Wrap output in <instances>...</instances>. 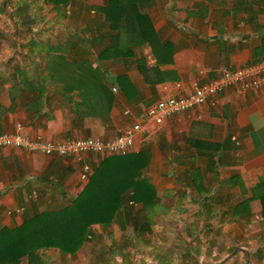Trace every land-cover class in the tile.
<instances>
[{
  "label": "crops",
  "instance_id": "1",
  "mask_svg": "<svg viewBox=\"0 0 264 264\" xmlns=\"http://www.w3.org/2000/svg\"><path fill=\"white\" fill-rule=\"evenodd\" d=\"M90 1L88 20L75 24L81 29L83 43L78 36L72 37V42L64 39L76 47L72 55L78 60L90 57L107 31L103 15L95 9L104 0ZM146 12L162 41L172 44L166 61L155 67L152 83L144 79L136 64L144 56L147 64L154 66L147 44L134 48V56L128 60L100 62L99 70L113 95L108 110L101 113L87 112L95 105L94 98L75 91L64 94L58 83L46 77L45 66L27 71L34 77L37 91L28 84L15 86L12 91V78L0 77V132L20 127L32 136L52 140L87 136L109 139L143 118L147 129L135 134L130 153L144 151L148 157L144 176L158 198L151 210L152 228L158 229V219L165 214L168 220H177L171 232L174 242H179L171 240L170 245L174 243L183 251V261L178 264H264L263 208L252 192L256 186H264V89L237 94L228 88L217 95L215 106L173 114L160 126L144 115L159 98L190 91L194 80L204 81L221 68L264 58V0H151ZM96 13L104 26L98 32L92 20ZM207 67L213 71L200 73ZM119 76L129 82L125 90L118 84ZM39 78L45 86L41 94ZM101 158L86 155L91 170ZM79 174L80 166L71 157L0 148V232L37 212L68 204L87 182ZM165 202L167 206L162 208ZM119 217L123 218L121 213ZM123 222L118 223L126 241ZM98 233L103 235V229ZM122 239L119 248L134 246ZM156 244L154 264H159L162 256L157 251L161 246ZM90 245L86 241L73 255L57 248L40 249L38 254L43 264L55 260L76 264L80 256L84 260L81 251L90 256ZM20 264H28L27 258Z\"/></svg>",
  "mask_w": 264,
  "mask_h": 264
},
{
  "label": "trees",
  "instance_id": "2",
  "mask_svg": "<svg viewBox=\"0 0 264 264\" xmlns=\"http://www.w3.org/2000/svg\"><path fill=\"white\" fill-rule=\"evenodd\" d=\"M52 1L57 3L65 0ZM150 1L104 0L103 4L95 6L96 11L103 15L107 31L97 53L92 54L93 59L87 57L78 60L75 55L68 59L67 52L68 47H72L71 44L57 43L45 52V69L48 73L46 77L58 83L64 94L75 91L94 98L95 105L89 106L91 111L87 112L93 113L97 110L95 113H101L108 110L113 95L110 85L104 82L99 70L100 62L128 60L134 56V48L147 44L154 56V66L147 64L144 56L138 58L136 64L144 79L152 83L150 77L157 69L155 67L166 61L167 51H170L168 48L172 44L162 41L155 30L146 12ZM94 62L96 65H93ZM6 76H10L14 83L11 90H16L15 86L28 84L37 91L34 77L21 68H14L7 75L0 74V77L7 80ZM119 77L118 84L125 90L129 82L126 77ZM38 80L37 84L41 87L37 88H40L38 92L41 94L45 86L42 79ZM28 107L26 104L25 108ZM147 164L148 157L144 151L103 156L93 168L81 192L68 204L58 209L37 212L10 230L0 232V264H20L24 258H27L28 264H43L38 250L44 248H57L63 254L73 255L91 236H101V233L93 231L94 224L105 228L117 220L124 221L122 228L130 224L136 235L149 230V213L155 208L158 198L152 184L144 176ZM252 192L261 200L264 215V186H256ZM120 213L123 218H118ZM97 253L96 257H101L107 251L99 250ZM109 260L108 256L104 257L103 263ZM95 264L99 262L96 261Z\"/></svg>",
  "mask_w": 264,
  "mask_h": 264
},
{
  "label": "rangeland",
  "instance_id": "3",
  "mask_svg": "<svg viewBox=\"0 0 264 264\" xmlns=\"http://www.w3.org/2000/svg\"><path fill=\"white\" fill-rule=\"evenodd\" d=\"M92 2L100 1L94 0ZM88 4H91L90 0H65L57 3L52 0H0V72L3 69L12 71L14 68H21L23 71L29 72L32 68H39L40 66L43 68L46 64V49L55 46L57 43L67 44L68 40L72 42L74 36H78L82 41L81 29L75 24H78L79 20H88L86 11ZM92 20L95 22L96 32L104 28L100 15L98 16L96 13ZM86 33L88 34V32ZM64 39L68 40L64 42ZM82 43L83 41L80 42V44ZM100 45L94 46V54L97 53ZM68 48L67 56L69 59L75 53L76 47L69 46ZM93 53H90L89 58H93ZM161 205L162 208H166L167 203ZM150 215L153 221L154 214L150 212ZM158 220V229L152 228V225L155 224L151 221L149 230L142 231L137 235L135 231L131 230L130 224L122 228L125 232L124 235H127L126 241L134 243L133 247L126 244L127 248L125 249L118 246L122 237L117 220L105 228L100 224L92 225L94 232L98 233L99 229H103L104 234L97 236L93 233L95 236L87 241L91 243L89 247L90 256L87 257L86 252L81 251L84 260L80 256L76 259V264H95L96 261L102 264L103 258L107 256L111 260L110 264H154L156 242L161 246L157 254L159 257L165 258V260L162 257L158 258L159 264L161 261H163L162 264H178L179 261H183L181 258L183 251L180 247L173 246L179 241L174 242L173 237L175 236L171 232L177 220H173V218L168 220L166 214L160 216ZM108 232H110L109 236ZM171 240L174 242L172 245H170ZM122 241L126 242L124 239ZM114 247L115 250L112 251ZM106 248L112 252L107 251L106 255L96 257L97 251ZM169 254L171 255L169 256ZM60 263L61 261L55 260L46 264Z\"/></svg>",
  "mask_w": 264,
  "mask_h": 264
},
{
  "label": "built area",
  "instance_id": "4",
  "mask_svg": "<svg viewBox=\"0 0 264 264\" xmlns=\"http://www.w3.org/2000/svg\"><path fill=\"white\" fill-rule=\"evenodd\" d=\"M149 61L154 63L151 57ZM205 71L213 70L207 67L200 70V73ZM228 88L234 89L237 94L249 90H263L264 58L243 66L221 68L217 70L214 77L204 81L194 80L190 91L159 98L146 108L144 115L147 120L160 126L173 114L187 113L201 106H215L217 95ZM142 119L133 121L117 136L109 139L101 136H87L52 140L39 135L32 136L18 127L11 132H0V148L14 147L26 152H38L48 156L71 157L80 166V179L87 181L92 170L86 162V155L93 153L103 157L130 153L135 134L147 129V125Z\"/></svg>",
  "mask_w": 264,
  "mask_h": 264
}]
</instances>
